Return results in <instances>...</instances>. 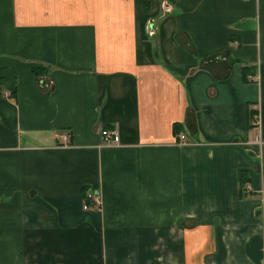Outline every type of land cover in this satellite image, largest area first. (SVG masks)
<instances>
[{"label": "crops", "instance_id": "crops-1", "mask_svg": "<svg viewBox=\"0 0 264 264\" xmlns=\"http://www.w3.org/2000/svg\"><path fill=\"white\" fill-rule=\"evenodd\" d=\"M0 264H264V0H0Z\"/></svg>", "mask_w": 264, "mask_h": 264}, {"label": "built area", "instance_id": "built-area-1", "mask_svg": "<svg viewBox=\"0 0 264 264\" xmlns=\"http://www.w3.org/2000/svg\"><path fill=\"white\" fill-rule=\"evenodd\" d=\"M102 136V145L103 146H117L120 145V134L118 131L103 129L101 132ZM180 143H186V137L184 135L180 136ZM84 206L85 210L90 208H100L102 206L101 195L97 190L86 192L84 197Z\"/></svg>", "mask_w": 264, "mask_h": 264}, {"label": "trees", "instance_id": "trees-1", "mask_svg": "<svg viewBox=\"0 0 264 264\" xmlns=\"http://www.w3.org/2000/svg\"><path fill=\"white\" fill-rule=\"evenodd\" d=\"M32 71L35 75H39L43 72V70L39 68H34ZM244 76H245V79H247V75H244ZM250 118L253 121V123L258 121V111L257 110L251 111ZM250 182H251V179L247 171H241L240 172V184L242 185L241 196H243L244 187H246L247 184H249Z\"/></svg>", "mask_w": 264, "mask_h": 264}]
</instances>
